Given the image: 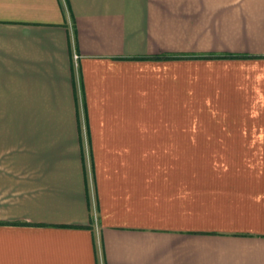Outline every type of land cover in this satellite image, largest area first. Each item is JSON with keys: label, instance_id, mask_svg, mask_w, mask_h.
I'll use <instances>...</instances> for the list:
<instances>
[{"label": "crops", "instance_id": "crops-1", "mask_svg": "<svg viewBox=\"0 0 264 264\" xmlns=\"http://www.w3.org/2000/svg\"><path fill=\"white\" fill-rule=\"evenodd\" d=\"M0 264H264V0H0Z\"/></svg>", "mask_w": 264, "mask_h": 264}, {"label": "rangeland", "instance_id": "rangeland-1", "mask_svg": "<svg viewBox=\"0 0 264 264\" xmlns=\"http://www.w3.org/2000/svg\"><path fill=\"white\" fill-rule=\"evenodd\" d=\"M6 158H5V156L3 155V156H0V161L1 160H5Z\"/></svg>", "mask_w": 264, "mask_h": 264}]
</instances>
